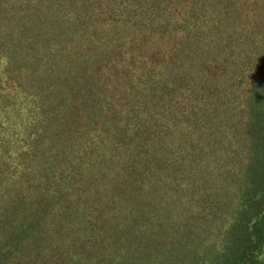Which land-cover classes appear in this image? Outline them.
<instances>
[{"label": "trees", "instance_id": "16d2710c", "mask_svg": "<svg viewBox=\"0 0 264 264\" xmlns=\"http://www.w3.org/2000/svg\"><path fill=\"white\" fill-rule=\"evenodd\" d=\"M0 264H264V0H0Z\"/></svg>", "mask_w": 264, "mask_h": 264}]
</instances>
